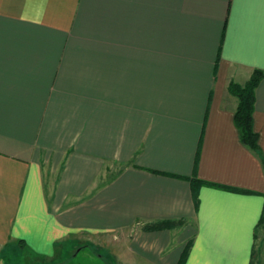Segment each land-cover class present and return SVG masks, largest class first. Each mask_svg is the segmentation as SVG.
I'll return each instance as SVG.
<instances>
[{"label":"crops","instance_id":"crops-1","mask_svg":"<svg viewBox=\"0 0 264 264\" xmlns=\"http://www.w3.org/2000/svg\"><path fill=\"white\" fill-rule=\"evenodd\" d=\"M255 70L264 0H0V264L106 234L116 264H264Z\"/></svg>","mask_w":264,"mask_h":264},{"label":"trees","instance_id":"trees-1","mask_svg":"<svg viewBox=\"0 0 264 264\" xmlns=\"http://www.w3.org/2000/svg\"><path fill=\"white\" fill-rule=\"evenodd\" d=\"M264 78V72L255 70L250 80L245 85L231 83L230 91L239 98V105L235 113L236 126L240 130L241 139L254 150L259 149L258 135L254 131L253 115L255 110V90L259 82ZM195 187V183H194ZM194 199L197 202L196 189L194 190ZM169 226V223H162L160 227ZM186 250L183 255H185Z\"/></svg>","mask_w":264,"mask_h":264},{"label":"rangeland","instance_id":"rangeland-1","mask_svg":"<svg viewBox=\"0 0 264 264\" xmlns=\"http://www.w3.org/2000/svg\"><path fill=\"white\" fill-rule=\"evenodd\" d=\"M262 228H260V232ZM127 233H125V236ZM120 235L114 239L113 234H106L100 238H92L88 243L85 241L80 242V247L82 250L77 256L74 254L71 257H66L62 260H57L58 264H116V259L113 253H118L116 249H119L117 244L120 243ZM123 237H121L122 239ZM126 238V237H125ZM124 240V239H123ZM188 244V243H187ZM78 248V249H79ZM187 248V247H186ZM76 249V248H75ZM77 249V250H78ZM258 260L257 251L255 252L254 264ZM11 264H27L25 257L11 259Z\"/></svg>","mask_w":264,"mask_h":264}]
</instances>
